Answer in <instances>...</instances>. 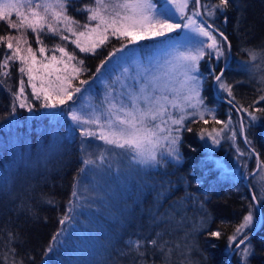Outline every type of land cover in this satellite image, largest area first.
I'll use <instances>...</instances> for the list:
<instances>
[{"label": "trees", "instance_id": "1", "mask_svg": "<svg viewBox=\"0 0 264 264\" xmlns=\"http://www.w3.org/2000/svg\"><path fill=\"white\" fill-rule=\"evenodd\" d=\"M89 2L72 0L68 14L80 24L86 23L87 14L76 9ZM201 3H218V0H201ZM200 10L203 13L204 10ZM198 19L214 22L228 38L223 41L217 34L224 51L230 54L229 62L223 68L221 59L213 66L217 72L224 69L223 79L232 86L235 97L233 104L249 111L264 108V101L254 104L264 95V82L261 81L264 57L252 61L245 51L264 50V0H230L229 7L218 17L205 14ZM9 33L12 29L0 21V35ZM175 33L166 43H161L163 38L139 41L136 53L142 55L147 47L168 51L179 46L178 32ZM68 35L71 37L70 33ZM27 38L32 45L37 44L30 31ZM43 39L49 49L46 55H53L54 46L60 44L77 57L72 63L83 69L78 78L72 80L73 88L81 86V92H74L71 102L80 98L87 86L86 97L97 104L100 93L102 95L107 86L115 83L118 73L110 67L102 73L101 69L97 72V68L105 60L104 56L114 49L131 45L127 40L109 36L93 53L80 52L71 40L61 41L58 36L48 35ZM10 54L6 46L0 45V61ZM79 60H83V65ZM118 65L121 63H117L116 70ZM19 66L18 61L13 62L10 76H0V260H5L6 264H11L13 259L17 264L21 259L23 264H137L138 261L161 264L160 254L153 255L155 249L146 244L145 257L137 256L128 248L129 241L150 240L160 233L170 246H180L172 254L173 264H181V261L184 264H230L228 255L235 249V243L230 248L228 237L235 234L248 212L259 219L256 215L258 204L263 216L260 225L255 231L257 223L248 225L237 236V243L247 234L254 253L248 258V264H264V180L258 176L264 168V113L256 112L261 118L251 122L247 113L237 112L228 103L231 99L228 93L216 84L212 87L213 79L208 76L206 63H201L205 69L201 72L208 77L202 96L205 106L213 110L215 120L208 113L206 124L199 116L189 117L185 125L192 131L182 130L177 146L182 159L177 162L165 157V162L154 167L135 163L122 149H116L118 155L122 153L116 160L110 152H105L104 160H100L99 155L92 158L89 151L97 143L87 142V138L81 136V126L71 119L70 113L74 110L67 107L60 112L44 107L42 100L31 95L27 83V102L31 98L35 101L29 103L32 111L20 108L15 102L13 112V94L18 91L22 78ZM59 74L71 75V62L68 72ZM97 76L101 78L99 81ZM23 78L27 82V77ZM81 81L87 83L81 84ZM239 115L243 119L244 134L251 143L247 144L240 135ZM216 118L236 120L234 144L224 140L219 146L221 152L240 158L236 177H221L215 168L210 169V165L214 166L211 162L205 167L206 146L200 133L202 129L217 125ZM84 159H92L95 164L85 166ZM257 159L258 169L249 175ZM228 162L234 163V159L229 158ZM82 167L83 172L80 171ZM82 179L91 185L88 195V190H82ZM74 191L76 196L72 195ZM47 199H52L53 203H46ZM65 215L69 219L61 224ZM210 231H220L221 236L211 237L207 235ZM9 233L16 234L18 242L13 246L17 255L5 258L3 253L7 251ZM49 246L51 252L47 251ZM181 252L185 253L186 260ZM230 258L240 264L239 250Z\"/></svg>", "mask_w": 264, "mask_h": 264}, {"label": "snow or ice", "instance_id": "2", "mask_svg": "<svg viewBox=\"0 0 264 264\" xmlns=\"http://www.w3.org/2000/svg\"><path fill=\"white\" fill-rule=\"evenodd\" d=\"M71 4L72 0H0V21L6 22L15 33L0 35V45L6 46L11 51L10 55H5L0 61V76L9 77L11 64L18 61L20 65L18 71L22 77L18 91L13 94V112H15V102H18L20 108L32 111V106L27 102L28 98L25 95L26 83L31 88L34 99L43 100L44 107L55 108L58 104L63 105L73 99L74 92H81L80 87L73 88L72 84V80L78 78V74L83 71L81 67L71 64V75L59 74L67 73L69 62L77 60V57L68 52L65 46L57 44L54 46L53 55L43 60L38 59L37 51L41 57H44L45 52L49 50L44 44V36H58L61 41L71 40L80 52L94 53L96 48L109 39V36L127 40L128 44L156 38H163L161 43H166L172 33L181 29L189 30L206 40H195L198 47L194 50L178 52L171 59L165 60L156 72L145 69L142 80L125 91L120 98L112 96L113 90L110 89L102 102L101 110L93 108L85 115L70 113L72 121L81 126V136L94 138L111 146L100 153V160L105 159V152L122 149L125 153H132L133 161L140 165L154 167L165 162V157L180 161L182 156L177 149L181 142L180 133L182 130L192 131V128L186 127L185 121L189 117L199 116V119L206 124L208 123L205 118L206 112L215 120L213 110L205 106V97L202 96L204 82L208 77L201 72L200 61L205 57L211 61L213 53L217 59L223 56V44L217 38V34L223 38V41L228 39L214 22L198 23L196 17L205 14L208 17H218V14H223L229 7L230 0L203 4L201 0H158L155 3L153 0H90L88 4L76 9L87 14V22L84 24H80L68 14ZM190 5L192 11L189 15ZM201 8L204 10L203 13ZM177 14L179 20L184 21L183 23L176 21ZM224 19L227 22V16ZM29 31L35 36V42L39 45L36 50L28 41ZM69 33L75 38L71 39ZM185 38L189 41L194 40V37L187 35ZM228 47L230 49L231 45L229 44ZM121 50L117 49V51ZM245 51L252 61L264 57V50L246 49ZM55 52L61 55L57 56ZM78 63L83 65L84 62L79 60ZM104 63L105 61L101 62L97 72L104 67ZM261 63H264V59ZM61 64L63 67H58ZM207 72L218 88L228 93L231 97L228 103L236 108L237 112L247 113L251 122L261 118L256 112L264 113V108H254L253 111H249L248 108L233 104L235 97L232 86L223 79L224 69L217 72L216 67L209 63ZM24 76L27 77V82L23 79ZM36 81H39V84ZM261 81L264 82V76L261 77ZM86 83L87 81H81V84ZM260 101H264V95H261L258 101H254V104ZM215 122L222 123L219 120ZM230 124L231 119L225 127ZM84 125L89 127H82ZM91 126H95V130ZM222 131L223 129L219 131L213 129L212 132L206 133V130L202 129L200 135L203 138L206 133L213 143L218 144L219 140L216 137ZM243 132L242 119L241 133ZM235 135L236 133L233 132V139ZM245 142L251 143L246 136ZM82 164L92 165L95 161L84 159ZM84 170L83 167L80 169L81 172ZM72 195L76 196L77 193L74 191ZM45 202L52 204L53 200L47 199ZM68 219V215H65L60 223L64 224ZM251 221L252 215L250 213L245 215L243 222L236 227L235 234L228 237L229 247L231 248L235 243L233 251L239 250L240 264H248V258L254 254L247 234H244L237 243V236ZM8 235L7 251L3 253L5 258L9 255L12 257L17 255V250L13 246L18 242L16 234ZM207 235L219 238L221 232L210 231ZM55 239L54 236L53 240ZM145 244L155 249L153 255L156 252L160 254L161 264H173L172 254L180 247L178 244L170 246V242L163 240L161 234L157 233L150 240L129 241L128 248L135 251L137 256L145 257ZM47 251H52L51 246ZM180 255L187 259L185 253L181 252ZM0 264H6L5 260H0ZM11 264H17V261L13 259ZM19 264H23V259ZM137 264L143 262L138 261ZM181 264H184V261H181Z\"/></svg>", "mask_w": 264, "mask_h": 264}, {"label": "rangeland", "instance_id": "3", "mask_svg": "<svg viewBox=\"0 0 264 264\" xmlns=\"http://www.w3.org/2000/svg\"><path fill=\"white\" fill-rule=\"evenodd\" d=\"M189 8H191V7H189ZM191 11H192L191 9H188V14L189 15L191 14ZM12 18L15 20L14 16ZM175 19H176L177 22H180V23L184 22V21H180L179 20L178 14L176 15ZM196 19H197L198 23H202V21L200 19H198V17H196ZM12 34H15L14 30H12ZM175 34L176 33L174 32L171 35H175ZM186 35L194 37V40L193 41L187 40L185 38ZM178 36H179L178 37L179 46L175 45V47L173 49L168 50V51H159L158 49L153 48V47L145 48L144 46H142V47L145 48V52L142 53V55H141L139 53H136V50L139 47L138 43L131 44V45H128L126 47L124 45L121 48L114 49L112 52H110L108 54V56H104L105 63H104V67L101 68V73L104 70H106L108 67H110L113 72L117 71L118 73H117V76H116V79H115V83L114 84H110L109 86H107L104 89V92H102V95L100 93V95H99V104L93 102L89 97H86L85 92L87 91L88 87L84 86V91L81 93L80 98H78V99L76 98V101H73V102H71V100L67 101L65 103L66 107H65V105H59L58 104L54 109H56V111H60L61 112L64 108L67 109V107H68V110L72 109V110H74V112H76L79 115H82V113H84V114L90 113L93 110V108H95V109H97L99 111V110H101L102 102L104 101V98H105L106 94L109 92L110 89L113 90L112 91V96L120 98L121 95L125 91L129 90L131 87L136 86L137 82L142 80V76H143V74H145V69H148L151 72H156V71L159 70L160 66L164 64L165 60L171 59L172 57L177 55L178 52L194 50L195 47H198L199 45L195 44V40H206V38H204V37L197 36L195 32H192V31H189V30H185V29L178 30ZM174 38L176 40V37H174ZM217 38H219V37H217ZM35 45L39 46L37 44H33L32 48L34 50H36V48H37ZM22 47H25V46L22 45ZM117 49H122V50L121 51H117ZM133 51H135V53L130 57V55L132 54ZM111 53H114V55L110 56ZM56 55L60 56L61 54L57 53ZM134 55L136 57H133ZM50 56L51 55H46V53H45L44 57H41L39 52L37 51L38 59L43 60L45 57H50ZM221 59H223V61H224V65H223V68H224L227 65V63L229 62V60H230V54L229 53L227 54V52L224 51L223 56H221L219 59H217L216 56H215V53H213L211 61H208L207 57H205L204 59H202L200 61V70H202L203 72L205 71V69L201 67V63L202 64L206 63V65H209V63H211L213 65V64H216ZM118 62L121 63V66L118 65L119 69L116 70ZM71 64H73V63L71 62ZM58 67L62 68L63 64L58 65ZM125 69H127V71H125ZM97 78H98V81L101 79L98 76H97ZM214 85H215V81L213 80L212 81V87H214ZM29 103L34 104L35 103L34 99L31 98L29 100ZM188 111L190 112L191 109H189ZM206 117H207V112L205 113V118ZM229 119H231V118H225V119L216 118V120H219L222 123H219V124L213 126V128L206 129V133L207 132H212L213 129H216L217 131H219L220 129H223V131L219 132V135L216 137L219 140L218 144L213 143L212 139L206 133H205L204 137L201 138L203 144L206 146V148H205V156H206L205 158H206V160H204V161H205V164H207V165H205V167L208 168V166L210 165L209 163L211 162V164H213L214 166L210 165V169L215 168V170H217V172L219 173V175L221 177H225L227 175H233L235 177L238 176V172H239L238 167H239V163L241 162L239 157L235 158L231 154L229 155L230 156L229 157L227 155L226 151L221 152V150L219 149L220 143L222 141H224V140H228L232 144H234V142H233L234 139L232 138V135H233V132L236 133V128H235V125H234V123H236V120L234 118L231 119V124L228 125L227 127H225V124H227ZM239 119L241 121V116L240 115H239ZM82 127H89V126L88 125H84ZM91 127H93V129L95 130V126H91ZM239 130H240L241 137L245 141V134H244V132L241 133V125L239 127ZM213 134L215 135V133H213ZM87 142H95V143H97V146H96V144H94L93 149H91L89 151L90 153H92L90 155L92 158H95V156L100 155V153L102 151H104L105 149L111 147V146H108V145H105V144L99 145L100 141L97 140V139H94V138H87ZM253 151L256 152L254 149H253ZM120 155L122 156V153L118 155L116 149H114L113 151L110 152V156L113 159H115V160L119 159L117 157L120 156ZM128 155L131 158L133 156L132 153H128ZM229 158L230 159L231 158L234 159V163H230L229 164V162H228ZM219 175H216V176H219ZM258 176H260L264 180V168H261V170L258 172ZM86 185H88L87 182L84 181V179H82V190H83V192H84V190H86V191L88 190L87 191V195H88V193L91 191V185L89 183L88 187H85ZM83 201H85V200H83ZM256 207L258 209V213L256 215L260 216V214H261L260 212H262V211L260 210L258 204L256 205ZM249 213L252 215V221H251L250 224L258 223L259 219H257L258 220V222H257L256 218L255 217L253 218V215L255 216V214L252 213V212H248L246 215H248ZM262 218H263V216L261 215L260 216V222L262 221ZM242 222H243V219H242L241 223ZM233 249L230 251L228 257H229V260L233 264H237L233 259L230 258L232 253L234 254Z\"/></svg>", "mask_w": 264, "mask_h": 264}, {"label": "water", "instance_id": "4", "mask_svg": "<svg viewBox=\"0 0 264 264\" xmlns=\"http://www.w3.org/2000/svg\"><path fill=\"white\" fill-rule=\"evenodd\" d=\"M258 162H259V160L257 159L255 169H256L257 166H258ZM255 169H254V170H255ZM244 180H246V177L244 178ZM260 216H261V214H260ZM260 216H259V220H260ZM259 223H260V222H259ZM257 226H258V225H257ZM257 226L255 227L254 231L257 229ZM228 260H229V257H228ZM230 264H233V263L231 262Z\"/></svg>", "mask_w": 264, "mask_h": 264}]
</instances>
